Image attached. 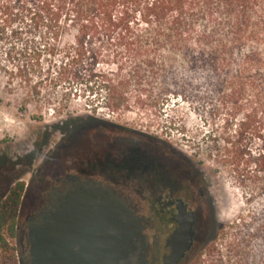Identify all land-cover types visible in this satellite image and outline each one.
<instances>
[{
    "label": "trees",
    "instance_id": "1",
    "mask_svg": "<svg viewBox=\"0 0 264 264\" xmlns=\"http://www.w3.org/2000/svg\"><path fill=\"white\" fill-rule=\"evenodd\" d=\"M17 22L46 28L43 49L63 52L54 86L68 83L78 92L83 85L95 99L105 90L115 106L133 83L157 82L159 103L173 94L192 97L201 113L209 108L221 121L213 138L219 159L248 208L225 224L215 214L208 241L195 244L193 264H264V0H0V38ZM66 33L73 42L60 46ZM95 41L107 44L88 45ZM104 49L119 71L135 74L96 71ZM88 52L93 59L86 62ZM24 188L15 182L0 201L5 253Z\"/></svg>",
    "mask_w": 264,
    "mask_h": 264
},
{
    "label": "rangeland",
    "instance_id": "2",
    "mask_svg": "<svg viewBox=\"0 0 264 264\" xmlns=\"http://www.w3.org/2000/svg\"><path fill=\"white\" fill-rule=\"evenodd\" d=\"M45 30L17 22L0 38V201L15 182H25L18 215L23 230L39 209V199L50 198L51 186L45 183L56 176L57 170L61 172L56 168L65 162L86 160L93 151H105L112 123L145 131L187 156L202 174L222 224L248 208L229 169L219 159L213 138L220 134L221 121L211 115L209 108L201 113L192 97L184 99L173 94L159 103L155 98L160 86L157 82L146 87L133 83L123 90L126 101L115 106L105 90H100L99 99H95V94L84 95L83 85H75L78 92L68 83L54 86L52 78L65 57L61 51L51 55L43 49L48 40ZM72 42V34L66 33L58 43L63 46ZM105 44L88 43L93 47ZM91 55L88 52L84 60L91 61ZM114 60L112 52L102 50L96 71L112 76L135 74L126 68L119 71ZM202 89L196 96L204 95ZM90 98L95 104H90ZM40 187L46 190L40 191ZM205 219L200 242H207L212 232L211 218ZM5 255L0 250V264H13ZM185 264H193V254Z\"/></svg>",
    "mask_w": 264,
    "mask_h": 264
},
{
    "label": "flooded vegetation",
    "instance_id": "3",
    "mask_svg": "<svg viewBox=\"0 0 264 264\" xmlns=\"http://www.w3.org/2000/svg\"><path fill=\"white\" fill-rule=\"evenodd\" d=\"M110 144L58 166L50 198L26 230L18 217L5 257L18 264H166L178 218L194 217L193 243L216 207L197 166L145 131L112 123ZM112 185V188L110 187ZM40 191L46 190L44 187ZM38 191V190H37ZM3 198V197H2ZM21 208V207H20ZM21 209H19L20 213ZM9 228V227H6Z\"/></svg>",
    "mask_w": 264,
    "mask_h": 264
},
{
    "label": "water",
    "instance_id": "4",
    "mask_svg": "<svg viewBox=\"0 0 264 264\" xmlns=\"http://www.w3.org/2000/svg\"><path fill=\"white\" fill-rule=\"evenodd\" d=\"M178 219L180 221V227L176 230L170 240L173 250L172 253L166 257V264L177 263L184 256L185 252L190 249L193 243V215H185L183 219Z\"/></svg>",
    "mask_w": 264,
    "mask_h": 264
}]
</instances>
